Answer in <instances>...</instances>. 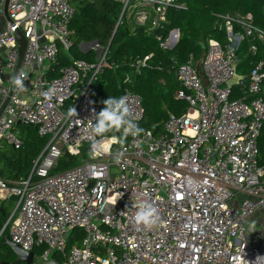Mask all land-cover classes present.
<instances>
[{
  "label": "built area",
  "instance_id": "built-area-1",
  "mask_svg": "<svg viewBox=\"0 0 264 264\" xmlns=\"http://www.w3.org/2000/svg\"><path fill=\"white\" fill-rule=\"evenodd\" d=\"M75 1L0 0V109L10 98L0 116V146L20 149L19 127L26 124L47 140L27 177L13 185L0 177V201L17 200L0 237L10 226L15 244L28 252L42 249L34 264H264V250L248 239L249 223L264 211V61L229 86L242 61V40L256 56L264 31L248 15L237 19L236 33L233 20L224 17L228 42L209 41L202 59L208 86L193 58L175 62V97L187 103L186 113L171 114L159 134L144 130L123 146L111 143L94 153L91 126L100 110L93 87L109 66L110 52L100 46L96 62L72 57ZM110 1L121 7L114 32L125 24L158 31L162 47H170L175 30L166 38L161 32L178 0ZM20 34L27 41L19 71L27 73L26 88L14 87L10 97ZM62 51L71 64L58 68ZM148 58L135 64L136 72ZM50 87L56 91L49 100L44 94ZM124 95L139 126L143 98L131 87ZM69 107L77 117H67ZM76 157L83 162L57 170L61 159ZM145 203L160 216L151 228L135 221Z\"/></svg>",
  "mask_w": 264,
  "mask_h": 264
},
{
  "label": "trees",
  "instance_id": "trees-1",
  "mask_svg": "<svg viewBox=\"0 0 264 264\" xmlns=\"http://www.w3.org/2000/svg\"><path fill=\"white\" fill-rule=\"evenodd\" d=\"M74 9L75 16L70 24L74 41L72 57L96 62L97 53L91 51L84 54L80 49L81 44L98 42L104 48L109 47V66L93 87L94 103L101 110L104 107L102 101L108 97L123 96L125 88L131 87L143 98L145 115L139 127L156 134L164 131L171 114L181 116L187 111V103L175 97L180 88L175 77L177 64L187 63L192 58L196 62L201 61L211 40L226 44L228 33L224 17L228 16L233 20L236 33L241 32L237 19L248 15L252 17L253 25L264 31V0H178V6L169 12L167 29L161 32L166 38L171 31H179V42L173 49L162 47L156 38L158 31L152 32L143 27L125 24L114 32L121 11L120 5L115 2L77 0ZM239 54L242 61L238 73L247 76L260 61H264V40L259 41L256 56L249 53V41L242 40ZM146 58V65L139 73L136 72L135 64ZM70 64L68 53L62 51L57 67L63 68ZM127 77L133 80L131 84L126 83ZM19 129L23 141L20 149L8 145L0 146V177L10 185L30 174L34 160L47 144V140L40 138L33 126L21 125ZM113 135L119 136L120 133L110 132L105 137ZM127 140L128 137L126 142ZM259 149L260 165L264 166V126ZM71 159H61L57 170H61L64 163L77 166L76 161ZM10 200L12 198L0 201V232L14 211L15 204H7ZM9 233L10 226L0 237V264H13L17 259L5 245V237ZM72 245L73 242L69 247ZM38 250L39 253L36 250L34 253L41 255L43 250Z\"/></svg>",
  "mask_w": 264,
  "mask_h": 264
},
{
  "label": "clouds",
  "instance_id": "clouds-1",
  "mask_svg": "<svg viewBox=\"0 0 264 264\" xmlns=\"http://www.w3.org/2000/svg\"><path fill=\"white\" fill-rule=\"evenodd\" d=\"M11 79L15 89L19 91L25 90L26 86L24 82L27 79V73L21 71ZM55 91V88L50 87L48 92L44 94L45 98L50 100L55 94ZM102 103L104 107L98 114H94L96 123L91 126L93 139L92 151L94 153L106 151L111 143H119L123 146L128 136L137 137L144 131L134 122L133 110L129 104L128 96L108 97ZM66 115L68 118L77 117L78 113L76 108L69 107ZM110 132L120 133V135H113L106 142L104 138ZM95 137H100L101 139L96 140ZM116 162H119V155L116 156ZM159 219L158 209L151 203L139 205L135 213L137 225H143L146 228L154 226ZM259 259L261 257L257 258V260ZM242 264H250V262L243 260Z\"/></svg>",
  "mask_w": 264,
  "mask_h": 264
},
{
  "label": "water",
  "instance_id": "water-1",
  "mask_svg": "<svg viewBox=\"0 0 264 264\" xmlns=\"http://www.w3.org/2000/svg\"><path fill=\"white\" fill-rule=\"evenodd\" d=\"M5 12H6V16H7L8 20L10 21V18L7 14V6L5 8ZM178 42H179V31L175 30V38H174L173 44H172L171 48H168V49H173L178 44ZM18 43H19V48H20V63H19V66L16 70L15 75H17L20 71L22 61H23V57H24V54L26 51V46H27V41L24 38V36H22V34H20V36H19ZM80 49L84 54H89L91 51L95 50L97 52L98 57L100 56V54L102 52V48L100 47L98 42L81 44ZM197 69H198L199 76L201 77L203 83L205 84V86H208V81H207V79L204 75V72H203L202 60L197 63ZM242 79H244V76L239 75L238 70L236 69L234 77L229 82V86L234 87ZM13 92H14V86L12 84L10 97L13 94ZM9 100H10V98H8L6 103L0 109V116L2 115L3 111L5 110ZM90 150H91V148L89 147V151ZM5 245L7 247H9L17 257L16 261L13 264H34V260H35V253L34 252L25 251L19 245L15 244L9 236L5 237ZM4 264H8V263H4ZM42 264H59V263L58 262H49V263H42Z\"/></svg>",
  "mask_w": 264,
  "mask_h": 264
},
{
  "label": "crops",
  "instance_id": "crops-1",
  "mask_svg": "<svg viewBox=\"0 0 264 264\" xmlns=\"http://www.w3.org/2000/svg\"><path fill=\"white\" fill-rule=\"evenodd\" d=\"M11 203H12V204H13V203L15 204V206H14V208H13L14 211H13L12 214H11V215H13V214L15 213L16 209H17V200H16V199H12V200H10L9 202H7L8 205L11 204ZM12 204H11V205H12ZM11 215H10V216H11ZM263 221H264V211L258 213V215H256V216L251 220V222L249 223L248 228L250 229L251 234L248 235V239H249L250 243H252V244H254V245H257V246L261 247V248L264 250V246H263L262 243L259 241V239L256 237L255 232H253V231L251 230V228L254 229V230H256V229H255L256 226L262 224Z\"/></svg>",
  "mask_w": 264,
  "mask_h": 264
},
{
  "label": "rangeland",
  "instance_id": "rangeland-1",
  "mask_svg": "<svg viewBox=\"0 0 264 264\" xmlns=\"http://www.w3.org/2000/svg\"><path fill=\"white\" fill-rule=\"evenodd\" d=\"M179 38H180V34H179ZM172 43H173V42L170 41V43H169V45H168V46H170L169 48H171ZM87 156H88V154H86V157H87ZM86 157H85V158H86ZM71 160L76 161L77 165H79V164H81V163L83 162V158H80V157L72 158ZM72 167H73L72 165H68L67 163H64V164H62L61 171L68 170V169H70V168H72ZM255 229H256V230H254V229L251 228V230H252L253 232H255L256 237L259 239V241H260V242L262 243V245L264 246V221L262 222V224L257 225ZM249 234H251L250 229H249V233H248V235H249ZM36 253H39V250H38V249L36 250ZM36 256H37V259L40 260V254H38V255H36Z\"/></svg>",
  "mask_w": 264,
  "mask_h": 264
}]
</instances>
